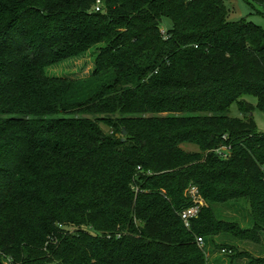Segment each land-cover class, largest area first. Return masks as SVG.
Segmentation results:
<instances>
[{
	"label": "trees",
	"instance_id": "1",
	"mask_svg": "<svg viewBox=\"0 0 264 264\" xmlns=\"http://www.w3.org/2000/svg\"><path fill=\"white\" fill-rule=\"evenodd\" d=\"M229 14L224 0H0V264H206L199 237L261 243L264 30ZM93 49L88 77L48 74ZM190 186L208 206L186 229ZM230 203L246 228L217 211Z\"/></svg>",
	"mask_w": 264,
	"mask_h": 264
},
{
	"label": "rangeland",
	"instance_id": "2",
	"mask_svg": "<svg viewBox=\"0 0 264 264\" xmlns=\"http://www.w3.org/2000/svg\"><path fill=\"white\" fill-rule=\"evenodd\" d=\"M224 1L230 11V21L245 20L264 30V9L261 6L254 4L250 0ZM96 52L97 49H93L81 57L51 67L48 69V74L72 79L86 78L93 70L95 59L94 54H96ZM245 99L252 105H256L255 98L247 97ZM229 115L237 119L242 117L237 104L231 106ZM253 118L258 133L264 134V114L255 110ZM102 128L105 132H109L108 128L104 126H102ZM182 149L185 152L190 153L200 152L198 148L192 145H184L182 146ZM207 206L208 205L205 202L203 208H207ZM216 209L224 220L236 222L241 228H246L249 225L250 217L247 213L246 206L243 203H239L235 206L230 203L225 206H218ZM198 247L205 254L206 264H246V259L237 256L249 255L253 257H264V235L261 237V243L257 245L250 242H239L231 238L226 239L223 237H217L212 239V242L209 244H203ZM230 250L233 252L231 253Z\"/></svg>",
	"mask_w": 264,
	"mask_h": 264
},
{
	"label": "built area",
	"instance_id": "3",
	"mask_svg": "<svg viewBox=\"0 0 264 264\" xmlns=\"http://www.w3.org/2000/svg\"><path fill=\"white\" fill-rule=\"evenodd\" d=\"M95 11L96 12L100 11V2L99 1L96 2ZM216 152L223 159H227L229 156V153H230L229 148H221V149L217 150ZM186 194H187V197L191 201V205L187 209L183 210L180 213V218H181L185 228L189 229L190 225H191V221L198 217L200 210L205 206V201L200 196L198 189L194 186H190V188L187 190ZM196 243L198 246H202L204 244V240L201 237H199L196 239Z\"/></svg>",
	"mask_w": 264,
	"mask_h": 264
},
{
	"label": "water",
	"instance_id": "4",
	"mask_svg": "<svg viewBox=\"0 0 264 264\" xmlns=\"http://www.w3.org/2000/svg\"><path fill=\"white\" fill-rule=\"evenodd\" d=\"M126 134L125 130H123L122 135L124 136Z\"/></svg>",
	"mask_w": 264,
	"mask_h": 264
}]
</instances>
